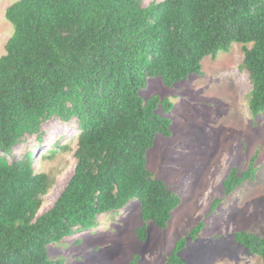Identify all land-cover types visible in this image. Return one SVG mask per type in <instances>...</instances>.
I'll return each instance as SVG.
<instances>
[{
    "label": "trees",
    "instance_id": "obj_1",
    "mask_svg": "<svg viewBox=\"0 0 264 264\" xmlns=\"http://www.w3.org/2000/svg\"><path fill=\"white\" fill-rule=\"evenodd\" d=\"M141 1L18 0L5 9L13 34L0 57V264H65L48 257L47 245L90 231L132 201L143 223L138 240L149 222L166 227L180 198L153 177L145 156L157 135L171 136L173 104L158 95L144 102L139 93L151 79L172 87L200 74L203 58L240 44L248 113L264 112V0ZM53 120L76 124L75 167L37 216L54 180L34 169L30 150L11 155L27 137L41 145L43 125ZM257 154L245 170L230 169L224 195L254 178ZM201 229L178 240L163 264H187L179 253ZM235 241L264 264V238L239 231Z\"/></svg>",
    "mask_w": 264,
    "mask_h": 264
},
{
    "label": "rangeland",
    "instance_id": "obj_2",
    "mask_svg": "<svg viewBox=\"0 0 264 264\" xmlns=\"http://www.w3.org/2000/svg\"><path fill=\"white\" fill-rule=\"evenodd\" d=\"M17 1L0 0V57L13 34L4 12ZM161 1L142 0L141 5L148 7ZM241 47L234 43L228 52H219L214 59L203 58L200 74H191L172 87L154 78L139 93L144 102L158 95L173 104L166 115L171 121V136L157 135L145 156L148 171L180 198L166 227L160 229L149 222L146 240H138L135 231L143 223L139 202L132 201L122 210L100 216L90 231L76 232L47 245L51 260L65 264H129L138 255V264H163L175 243L202 223L197 238H188L179 253L184 262L263 264L235 241L239 231L264 238V112L258 116L248 113L251 84L242 65ZM157 113L163 115L160 108ZM43 132L41 145L35 137H27L11 155L18 158L30 150L34 169L54 180L37 216L51 208L73 173L78 133L74 122L64 124L58 120L45 123ZM256 151L254 178L224 195L222 181L230 169L245 170ZM216 198L219 203L210 212Z\"/></svg>",
    "mask_w": 264,
    "mask_h": 264
}]
</instances>
